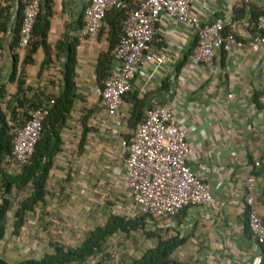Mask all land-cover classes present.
Returning <instances> with one entry per match:
<instances>
[{
	"label": "crops",
	"instance_id": "crops-1",
	"mask_svg": "<svg viewBox=\"0 0 264 264\" xmlns=\"http://www.w3.org/2000/svg\"><path fill=\"white\" fill-rule=\"evenodd\" d=\"M87 2L53 0L47 42L54 49L65 35L77 39L75 83L78 100L71 119L62 129V151L50 172L45 202L35 207L30 221L16 237L10 239L5 233L0 246L5 245L7 252L0 256L2 259L24 256L17 262L38 260L39 250L45 248L47 238L53 236L54 230L67 245L85 238L84 232L89 234L95 222L101 221L100 217L111 214L112 206L101 205L94 197L93 187L100 186L102 199L104 194L112 193L124 204L130 203L122 180L124 150L120 140L128 139L133 130L125 126L119 137L112 135L110 118L99 98L90 92L97 86L95 66L107 43L106 34L102 38L97 35L90 42L78 29L80 24L84 25L83 11ZM262 11L264 0H196L193 12L202 23L232 18L229 34L243 43V47L238 49L231 45L228 50H221L213 69L195 67L186 74L184 84L167 82L164 77L170 75L171 69L186 65L187 60L179 64L184 56L187 59L191 54L195 39L165 19L158 25L156 37L163 38L165 31H173V38L165 39L163 46L158 44L156 49L163 50L167 46L166 67L153 75L152 85L145 94L138 92V87L143 86V76L134 82L137 87L134 92L146 103L143 111L154 105L172 106L174 120L187 135L190 148L187 165L209 186L213 196L208 205L190 206L172 220L157 221L149 226L150 231L164 239L183 240L171 256L178 264H257L264 261L262 248L247 230L242 203L244 183L254 174V207L264 220V112L258 102L259 95L264 92V47L254 51L248 45L256 36L252 15ZM7 39L0 50V82L6 81L13 65V58L7 51ZM24 52L17 49L19 61ZM43 59L39 49L34 56V65L26 69L27 81L49 96L56 95L62 60L53 59L40 72ZM174 97L178 100L177 106L172 104ZM226 102L223 108H217L219 103ZM95 107L99 110L87 120L89 132L80 152L82 117L80 111L77 117L76 109ZM130 107L129 102L123 101L122 111L126 115H129ZM255 162L259 163L258 167L254 166ZM152 240L155 246L157 238ZM20 244L25 249L23 253L18 249ZM13 248L18 249L17 254ZM209 256L214 260L209 261Z\"/></svg>",
	"mask_w": 264,
	"mask_h": 264
},
{
	"label": "built area",
	"instance_id": "built-area-1",
	"mask_svg": "<svg viewBox=\"0 0 264 264\" xmlns=\"http://www.w3.org/2000/svg\"><path fill=\"white\" fill-rule=\"evenodd\" d=\"M195 1L133 0V8L126 14L120 38L112 52L110 73L102 88L95 86L90 89V92L99 98L101 106L111 120L112 135L119 137L121 130L126 126L128 115L122 111L123 97L129 92L137 91V87H134L135 80L143 76V86L138 87V92L145 94L152 85L153 75L166 67L167 46L161 50L156 49V45L163 46L165 39H172L173 31H165L163 38L156 37V29L163 20L167 19L182 28L183 32L190 33L196 42L186 59V65L177 70L171 69L170 75L166 74L164 78H167V82L184 84L187 82L186 74L195 67L213 69L221 50H228L231 45L238 49L243 47V43L237 41L233 35L223 36L225 28L232 27L231 17L210 24L202 23L193 12ZM1 3L2 0L0 10ZM125 6L124 0H88L83 11L82 35L93 42L102 27L106 13L113 8ZM38 9L39 0H25L18 39V51L21 53L26 50L32 39ZM255 27L258 34L248 45L257 51L264 47V11L256 17ZM177 95L178 92L175 97ZM175 97L172 104L177 106L178 100ZM258 102L264 112V92L259 95ZM53 103V98H49L47 103L39 107L26 109L22 124L12 129L11 157L2 165L5 172L19 173L28 164L41 137L42 125L49 113V107ZM226 104L227 102L219 103L217 108L221 109ZM180 108L185 109L183 106ZM173 117L171 105L148 107L143 111V118L130 133V137L120 140L124 150L122 180L129 193L130 203L118 201L112 206L111 214L125 218L150 216L155 222L166 221L174 219L185 208L208 205L213 200L209 186L197 178L187 165L190 155L187 135ZM254 166L258 167L259 163L255 162ZM255 186L256 177L251 174L243 186L242 203L249 233L264 253V220L254 207ZM53 232V236H57V230ZM125 238L121 233L112 235L103 251L74 264H128L144 252L131 259L132 254L126 253V249L120 245ZM77 240V243H81L84 238ZM45 245H48L47 242ZM17 246L25 251L21 244ZM39 254L42 255L39 257L41 259L47 253L39 250ZM208 260L213 261L214 257L209 256ZM257 264H264V261H258Z\"/></svg>",
	"mask_w": 264,
	"mask_h": 264
},
{
	"label": "trees",
	"instance_id": "trees-1",
	"mask_svg": "<svg viewBox=\"0 0 264 264\" xmlns=\"http://www.w3.org/2000/svg\"><path fill=\"white\" fill-rule=\"evenodd\" d=\"M18 1V3H17ZM124 8H113L109 10L103 20L98 36L106 34L107 48L98 56L95 66L96 85L103 87V82L110 73L112 65V52L118 43L121 35L122 23L127 12L133 8V0H124ZM16 3L18 8L15 11ZM25 0H2L0 10V50L3 44L8 40L7 51L13 58V65L5 82H0V241L4 238L6 231L7 213L11 208L10 195L14 189H30L29 194L18 205L14 212V235H18L24 225L25 217L28 212H32L38 205L44 204L47 194L46 186L55 163L56 157L62 151V129L71 119L75 102L78 100L76 93V50L78 41L76 38L65 35L58 41L54 49L47 42L48 32L50 30V18L52 16L53 0H39L38 15L32 31V39L24 52L22 61H19L17 53L19 31L23 16ZM252 15L254 26L258 15ZM82 24L78 29H82ZM229 27L223 31V36L229 34ZM254 34H258L255 28ZM196 42L193 43L194 48ZM41 49L44 59L40 65V72L55 60H62L61 80L59 91L56 95H47L45 92L36 93L32 89L33 85L28 83L26 69L34 65V56ZM54 56V58H53ZM186 60L184 56L182 65ZM179 69V67L177 68ZM40 76V74H38ZM13 85L15 91L8 95L6 85ZM166 88V82L163 83V89ZM30 94V95H29ZM49 98H53L54 103L49 107V113L42 125V132L37 142L34 153L27 165L19 173L9 174L5 172L2 165L6 159H10L12 151V129L20 126L26 117V109L35 108L47 103ZM123 101L131 104L126 126L129 130H134L143 118V109L146 103L140 99L135 92H129L123 97ZM99 108L82 109L79 112L82 125L80 136L79 151H82L89 129L87 120ZM149 224H155L152 217L125 218L113 214L106 215L105 222L95 227L74 248H65L62 245L55 244L53 252L45 254L41 259H28L15 264H74L85 260L87 257L103 251L109 237L121 233L130 237L132 232L145 231L147 237H156L155 246L147 249L139 258L132 259L128 264H178L171 259L175 251L183 240L176 238L164 239L153 231H150ZM248 230V226L246 223ZM149 229V230H148ZM249 231V230H248ZM0 264H9L0 257Z\"/></svg>",
	"mask_w": 264,
	"mask_h": 264
},
{
	"label": "rangeland",
	"instance_id": "rangeland-1",
	"mask_svg": "<svg viewBox=\"0 0 264 264\" xmlns=\"http://www.w3.org/2000/svg\"><path fill=\"white\" fill-rule=\"evenodd\" d=\"M99 38H102V35L101 36H98ZM32 89H34V92L36 93H41V91L39 90V88L33 86ZM15 91V88L13 85H10V84H7L6 85V92L8 95H11L13 94ZM30 95V94H29ZM74 111V110H73ZM81 111V108H78L76 109V112H77V117L78 116V112ZM74 113V112H73ZM1 191L2 189L0 188V202H1ZM92 191H94V197L99 201L101 202L100 204L101 205H104V206H113L115 205V203H117V201H120L119 199H117L114 195H106L104 194V198L102 199V192H101V189H100V186L99 187H93L92 188ZM30 192V189L29 188H26L24 190H16L14 189L9 197L10 199V202H11V208L10 210L8 211L7 213V218H6V234L8 236V238H12V236H14V233H13V228H14V223H15V218H14V212L16 211V209L18 208V205L19 203L24 199L26 198V196L29 194ZM120 194H118L119 196ZM108 196H110V199L106 200L108 198ZM112 208V207H111ZM36 208H34L35 210ZM28 212L26 217H25V221H24V225L30 221V217L31 215H33V212ZM106 218V217H105ZM104 217L101 218L100 217V222L96 221L95 222V227L98 225V224H101L103 223L106 219ZM23 225V226H24ZM94 227V228H95ZM23 228V227H22ZM149 230V229H148ZM148 231L145 230V231H136V232H132L130 234V237H126L125 238V241H123L120 245H122L124 247V250L126 249V253H131L132 255H130V258L131 257H134L135 255L136 256H139L141 255L143 252H145L147 249L151 248L153 246V244L155 243V241H153L152 239L154 237H147L146 236V233ZM149 233V232H148ZM84 237H86V235H88V232H84ZM16 237V235H15ZM11 242V241H9ZM47 244L48 245H45V248L42 249V252L43 253H52L53 252V247L55 244H58V245H62L64 246L65 248H74L76 246H78L80 243H75L73 245H67V244H64L62 242L61 239L58 238V236H52V237H48L47 238ZM17 248V247H16ZM12 249V248H10ZM19 251L21 253L22 252V249L20 247H18ZM17 249V250H18ZM14 250V254H17V250L15 251V248H13ZM7 250H6V246L4 245V247H1L0 246V256H4L6 254ZM42 254V253H41ZM39 254L38 255V258L41 257L42 255ZM24 256H21L19 258H14V259H9V258H4L6 259L5 261L9 264H14L15 262L19 261L20 259H23ZM132 259V258H131ZM134 259V258H133Z\"/></svg>",
	"mask_w": 264,
	"mask_h": 264
},
{
	"label": "water",
	"instance_id": "water-1",
	"mask_svg": "<svg viewBox=\"0 0 264 264\" xmlns=\"http://www.w3.org/2000/svg\"><path fill=\"white\" fill-rule=\"evenodd\" d=\"M17 3H18V1H17ZM16 3V7H15V11L17 10V8H18V4Z\"/></svg>",
	"mask_w": 264,
	"mask_h": 264
}]
</instances>
